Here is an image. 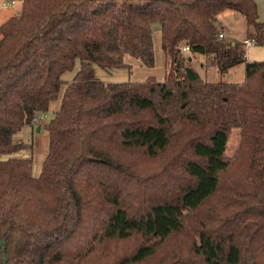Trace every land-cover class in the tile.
<instances>
[{
    "label": "trees",
    "instance_id": "16d2710c",
    "mask_svg": "<svg viewBox=\"0 0 264 264\" xmlns=\"http://www.w3.org/2000/svg\"><path fill=\"white\" fill-rule=\"evenodd\" d=\"M226 11L264 45L255 0H21L0 24V156L65 88L41 174L0 159V264H264V61L219 38ZM155 24L164 81L97 77L153 67ZM197 53L246 80L204 81Z\"/></svg>",
    "mask_w": 264,
    "mask_h": 264
},
{
    "label": "rangeland",
    "instance_id": "374dc122",
    "mask_svg": "<svg viewBox=\"0 0 264 264\" xmlns=\"http://www.w3.org/2000/svg\"><path fill=\"white\" fill-rule=\"evenodd\" d=\"M0 0V24L10 18L14 13L19 11L21 6V0L12 6H3ZM256 1V0H255ZM258 2V1H256ZM260 11H262V17H264V2L259 1ZM17 10V11H16ZM233 17L227 16L226 13L219 16V22L227 32L226 42H237L245 51L246 61H264V45H252L246 46L243 44L244 39L248 37L251 28L248 27L246 18L235 11ZM153 40L155 51V64L153 67H148L142 64L140 61L127 57V62L131 67L116 68V69H104L100 66H96V75L99 79L106 83H123L129 81H145L150 77L155 78L158 81H164L167 74V59L162 48V34L158 24L153 28ZM185 53H188L186 51ZM191 65L198 72L201 78L209 83H243L246 80V62L239 63L230 68L226 73H222L219 70L218 63L214 55L192 54ZM79 62L75 66L74 71L67 72L64 75L65 80L71 81L79 68ZM64 88H62L58 99L54 100L47 113L40 118L38 124L26 126L20 132L15 135V140L18 142H25L27 147L18 150L9 155H1V160L9 158H32L33 169L32 174L38 177L41 174L44 159L48 153L49 144V132L45 129V124L49 123L54 118L56 112L60 109L61 100L63 96ZM41 129L38 130V127ZM43 126V127H42ZM239 132L233 130L230 135V140L227 148V155L234 156L239 146Z\"/></svg>",
    "mask_w": 264,
    "mask_h": 264
},
{
    "label": "built area",
    "instance_id": "2783aa9c",
    "mask_svg": "<svg viewBox=\"0 0 264 264\" xmlns=\"http://www.w3.org/2000/svg\"><path fill=\"white\" fill-rule=\"evenodd\" d=\"M18 2V0H4L3 2H2V5L3 6H5V7H7V6H12V5H15L16 3ZM219 38H225V32L224 31H221L220 33H219ZM244 44L246 45V46H252V45H255L256 44V41L254 40V39H246L245 41H244ZM189 49V47H186L185 48V50H188ZM43 115L44 114H42L40 117H36L35 119H34V122L35 123H38L39 121H40V118H43Z\"/></svg>",
    "mask_w": 264,
    "mask_h": 264
},
{
    "label": "crops",
    "instance_id": "0c3cea01",
    "mask_svg": "<svg viewBox=\"0 0 264 264\" xmlns=\"http://www.w3.org/2000/svg\"><path fill=\"white\" fill-rule=\"evenodd\" d=\"M256 1H262V2H264V0H256ZM257 2V3H258ZM258 9H259V16H260V20L261 21H264V17H262V11H260V8H259V5H258ZM17 11V10H16ZM228 12H230V11H226V12H224V13H226V15L227 16H230V17H233V16H235V15H233V13H228ZM224 13H222V14H224ZM224 32H225V39H226V37H227V32H226V30L224 29ZM247 39V37L244 39V41ZM233 44H235L236 42L234 41V42H232ZM243 44H244V42H243Z\"/></svg>",
    "mask_w": 264,
    "mask_h": 264
},
{
    "label": "water",
    "instance_id": "95a60500",
    "mask_svg": "<svg viewBox=\"0 0 264 264\" xmlns=\"http://www.w3.org/2000/svg\"><path fill=\"white\" fill-rule=\"evenodd\" d=\"M191 59H192V58H189V60H191ZM40 129H41V126L38 127V130H40Z\"/></svg>",
    "mask_w": 264,
    "mask_h": 264
}]
</instances>
